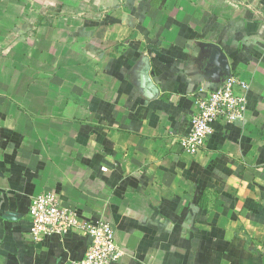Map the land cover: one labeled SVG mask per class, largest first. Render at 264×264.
<instances>
[{"label":"crops","instance_id":"obj_1","mask_svg":"<svg viewBox=\"0 0 264 264\" xmlns=\"http://www.w3.org/2000/svg\"><path fill=\"white\" fill-rule=\"evenodd\" d=\"M225 65L244 120L188 155ZM45 192L111 225L115 264H264V0H0V264L83 258L87 236L31 240Z\"/></svg>","mask_w":264,"mask_h":264},{"label":"built area","instance_id":"obj_2","mask_svg":"<svg viewBox=\"0 0 264 264\" xmlns=\"http://www.w3.org/2000/svg\"><path fill=\"white\" fill-rule=\"evenodd\" d=\"M248 84L236 76L221 78L216 85L195 95V111L189 121V131L179 141L180 149L196 156L213 134V125L241 123L244 120ZM105 171V168L102 169ZM29 235L39 242L45 236L77 233L90 239L83 258L75 264H115L123 255L115 241L114 230L103 219L83 220L76 212L64 206L52 192L34 196L29 201ZM264 258V240L258 249Z\"/></svg>","mask_w":264,"mask_h":264},{"label":"water","instance_id":"obj_3","mask_svg":"<svg viewBox=\"0 0 264 264\" xmlns=\"http://www.w3.org/2000/svg\"><path fill=\"white\" fill-rule=\"evenodd\" d=\"M213 48L216 50V52H219L218 48H216L215 46H213ZM215 65H216V64H215ZM223 68L225 69V72H224V74H223L222 76H220L219 80H220L221 78H223V77L230 76V73H229V71H228V66L225 65V66H223ZM145 81H146L147 83H149L148 74H146Z\"/></svg>","mask_w":264,"mask_h":264}]
</instances>
